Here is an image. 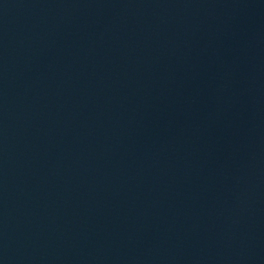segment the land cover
<instances>
[{
  "label": "water",
  "instance_id": "95a60500",
  "mask_svg": "<svg viewBox=\"0 0 264 264\" xmlns=\"http://www.w3.org/2000/svg\"><path fill=\"white\" fill-rule=\"evenodd\" d=\"M0 264H264V0H0Z\"/></svg>",
  "mask_w": 264,
  "mask_h": 264
}]
</instances>
